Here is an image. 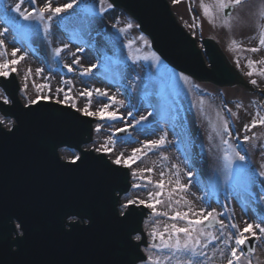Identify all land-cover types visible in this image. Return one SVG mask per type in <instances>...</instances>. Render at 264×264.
<instances>
[{
    "label": "rangeland",
    "instance_id": "obj_1",
    "mask_svg": "<svg viewBox=\"0 0 264 264\" xmlns=\"http://www.w3.org/2000/svg\"><path fill=\"white\" fill-rule=\"evenodd\" d=\"M167 1L178 22L199 42L203 37L216 40L231 63L258 92H253L254 90L249 92L245 87L217 88L211 84H199L189 77L185 81L183 79L185 75L181 76V73L170 68L163 60L160 59L158 62L152 58L151 54L154 51L151 42L144 34L148 43L139 39L142 34L139 27L124 32L118 30L124 28L129 19L134 25L138 24L123 10L108 8L110 4L108 0H105L103 5L107 9L103 13L99 12L101 7L99 0H85V4L90 7L94 5L91 14L82 11L84 8L82 4L62 13V19L54 17L47 35L44 34L42 26L39 31L33 32L17 29L6 22L5 11L8 17H16L21 25L31 23L24 21L14 11L20 0H0V31L7 29L5 35L0 37L7 47V54L0 55V62L14 59L11 56L13 48L20 49L16 58L27 53L25 58L15 65L17 71L14 72L19 80L21 88L19 96L23 105H29L30 100L41 98L70 105L83 115L85 114L82 109L89 104V100L91 111H97L102 105H109L107 112H116L119 118L110 120L107 113L105 119L90 116L96 119L93 142L84 149L104 153L112 164L129 169L132 187L129 194L122 198V204L136 198L151 202L148 193H155L158 189L147 180H141L140 176H151L152 180L156 181L161 179L160 173L164 172L165 193L160 197L164 203L157 205V210L166 211L170 216L174 209L187 211L182 197L191 202L194 210L216 209L219 213L218 218L223 220L228 228L208 230L217 234L225 232L221 241H214L213 244L217 249H223L227 256L229 251L222 240L226 238L227 231L235 234L236 229L230 227L232 224H238L243 228L245 222L253 225L264 222V177L259 175L260 171H264V125L258 124L250 130L244 127L257 118V113L264 117V96L259 92L264 90V76L259 75V70L264 69V64L258 63L257 72L252 76L247 75L252 71L248 66L249 60H264V48L257 52L249 51L251 48L259 47L257 26L264 24V18L258 14L262 0H244L241 5L232 8L230 16L239 19L232 21L231 28L223 25V13H217L215 22H211L204 15L201 0ZM203 2L211 3L212 0ZM51 3L53 7H57L70 3V0H51ZM43 4L44 0H37L35 6ZM32 6L29 0H24L22 10H30ZM233 39L240 43V48L231 46L230 42ZM130 41H134L131 46ZM65 44L68 45L67 48H63ZM84 44L95 48L98 56L97 64L94 63L96 67L88 74H84V69L92 64L83 61ZM56 48L63 49L59 56L54 52ZM2 51L3 49H0V52ZM146 56L148 59H144ZM77 59L79 64L74 62ZM68 65L71 66V71ZM28 69L32 70L31 74H28ZM37 69L42 71L37 72ZM252 80H256L257 83L252 84ZM37 85L47 87L38 91ZM96 89L106 91L107 95H98ZM85 90L92 92L90 98L81 95ZM65 96L68 97L67 100ZM113 96L123 104L113 103L110 99ZM2 97L6 95L0 88V100L4 101ZM7 100L9 101L8 98ZM238 104H242V107H237ZM129 112L132 113L131 116L128 115ZM230 115L236 123V132L230 126ZM141 116L147 119L137 124L136 121L140 120ZM224 121L228 122L230 136L224 130ZM0 122L7 129L15 124L13 119L3 117L1 114ZM98 125L100 131H97ZM119 129L128 130V137L115 138V133H118ZM164 132H167L168 141L164 146L152 150L143 149L147 154L135 162L129 161L130 167L124 163H115L118 157L123 160L131 156L133 149L142 148L143 142L156 140ZM245 135L253 139L244 141ZM237 138L240 140L236 143ZM224 140H228L240 155L246 157L245 161H235L230 176L224 167L223 154L228 148ZM105 145L111 150H102ZM60 156L63 161H72L79 154L65 148L60 150ZM177 165L178 176L175 167ZM146 168L154 170L151 173L143 172L142 170ZM188 172L194 174L191 179ZM177 179L182 184H190V187L185 192L177 189L173 193V198L174 201L181 200V203L173 202L170 205L167 191L175 187ZM169 180L173 182L171 185L167 183ZM139 205L141 206L139 203L136 204ZM146 208L150 214L144 222L143 229L148 237L149 248L153 225H157L163 231L164 225L173 221L168 217L154 216L152 210ZM176 223L183 226L185 222ZM260 236L261 239L256 240L257 252L253 256V264H257V260L264 264V234ZM156 241L159 243L158 239ZM206 251L208 259L198 258L203 264L210 262L226 264V260L220 258L218 251L216 257H212L211 245ZM144 253L146 256L152 254L161 257L169 254L167 249H150V253L145 251ZM170 264H175V260Z\"/></svg>",
    "mask_w": 264,
    "mask_h": 264
},
{
    "label": "water",
    "instance_id": "obj_2",
    "mask_svg": "<svg viewBox=\"0 0 264 264\" xmlns=\"http://www.w3.org/2000/svg\"><path fill=\"white\" fill-rule=\"evenodd\" d=\"M110 2L139 23L154 50L178 71L219 87H249L210 38L202 41L207 67L196 40L178 24L166 0ZM230 13L231 8L225 9L224 16ZM15 83V76L1 80L13 105L0 102V111L15 118L18 126L12 133L0 129V264L141 262L145 210L131 208V216L119 217L118 202L130 189L128 171L112 166L104 155L82 150L92 140L93 120L48 103L22 109ZM65 146L82 153L79 167H61L58 149ZM74 215L87 218L90 225L67 224ZM14 220L20 223L22 237ZM138 233L143 240L133 244L129 234Z\"/></svg>",
    "mask_w": 264,
    "mask_h": 264
},
{
    "label": "snow or ice",
    "instance_id": "obj_3",
    "mask_svg": "<svg viewBox=\"0 0 264 264\" xmlns=\"http://www.w3.org/2000/svg\"><path fill=\"white\" fill-rule=\"evenodd\" d=\"M29 2L33 5L30 10L29 9H23L22 10V4L24 3V0H20V3H17L15 5L14 11L19 14V16L24 21H29L31 23L26 25H21L19 20L16 19V17H8L7 11H5V18L6 22L14 25L17 29H24L28 31H39L41 26L43 28V32L45 35H47L51 29V21L54 17L63 18L61 16L62 13H66L69 9H73L74 7H79L80 5H84V8L82 11L88 12L89 14L92 13L94 5L91 7L87 4H85V0H70V3L53 7L51 0H44L43 6H35L37 3V0H29ZM174 2H179V0H174ZM244 2V0H212L211 3H204L203 0H201V6L204 11V15L209 18L211 22H215V17L217 13H223L225 9L228 8H235L239 5H241ZM105 3V0H99V4L101 7L99 8V12L103 13L107 9L103 7ZM114 5L108 4V8H112ZM259 16L261 18H264V0H262L261 6L259 8ZM234 19H239V17H232L225 15L223 17V25L227 26L229 28L232 27V21ZM133 27H139V25H134L132 21L129 19V21L126 23L124 28L118 29L120 32H124L127 29H132ZM258 30H259V47H254L249 49V51L257 52L260 50V48H264V24H258ZM7 32V29L4 31H0V37L4 36ZM142 41H144L146 44L148 43L147 38L141 34L139 37ZM14 40H16V37H14ZM134 43V41L129 42V46ZM231 46L234 48H240L241 45L238 41L235 39L231 40ZM68 45H63V48H67ZM0 49H3L2 52H0V55H6L7 54V47L5 45V41L3 39H0ZM63 49L62 48H56L54 49V52L57 56L61 53ZM82 49H78V51H81ZM20 52L19 48H13L11 52V56L14 57V59L6 60L3 62H0V76L8 77L11 72H16L17 68L15 65H17L21 60L25 58L27 53H24L20 55L18 58L17 53ZM152 58L156 61H160V57L153 52L151 54ZM144 59H148V57H144ZM76 64H79V59L74 61ZM258 63L264 64V60L261 61H248V66L252 69V71H249L247 75L252 76L255 72H257L256 65ZM11 66V67H10ZM69 68V71L72 70L71 66H67ZM96 67V65H91L89 68L84 69V74H88L92 71V68ZM31 69H28V74H31ZM42 69H37V72H41ZM183 76V74H180ZM259 75L264 76V69L259 70ZM183 79L187 81L189 78L187 76H183ZM25 80H27V74L25 75ZM252 84H256V80L251 81ZM37 90L39 91L43 87H47V85H37ZM25 88H27V84H25ZM95 92L100 96H106L107 92L102 91L100 89H96ZM81 95H86L89 98L92 96V92L85 90L81 93ZM4 99L5 103H8L7 97H2ZM68 97L65 96V100H67ZM113 103H120L123 104L122 101H117L116 97L110 98ZM30 104L37 103V100H30ZM90 103L85 106L82 111L85 115L88 116H98L101 119H105V113H107V118L110 120H117L118 114L116 112H107L109 105H102L97 111H91L90 110ZM201 103H203V100H201ZM75 106V105H73ZM237 107H242V104H238ZM230 111V110H229ZM129 116L132 115L131 112L128 113ZM151 115V113H149ZM219 115V113H218ZM232 115H236V113H232ZM147 117L141 116L140 120H137L136 123L139 124L141 121L146 120ZM258 124L264 125V117H260L259 113H257V118H254L250 124L245 125L246 130H250L252 128H255ZM224 130L228 133V135H231V130L228 128V122H223ZM125 129H119V131H124ZM97 131H100V126H97ZM211 139V137H209ZM244 141H250L253 139V137L244 136ZM167 132H164L158 139L151 140V141H145L143 142L142 148L133 149L131 156L121 159L118 157L115 160L116 164L124 163L131 166L129 161L135 162L136 160L141 159L143 155H146L147 153L143 151V149L152 150L154 148H159L164 146L167 143ZM224 144L228 146L227 150L224 151L223 154V160L225 161V169L228 173V175H231L232 166L235 163L236 160L239 161H245L246 157L244 155H240L238 151H236V148L228 141L224 140ZM104 151H110L111 149L105 145L103 146ZM245 152L247 149H243ZM140 153V155H137ZM121 156H123V153H121ZM167 157H165L166 159ZM80 157L76 156L71 161L72 163H76V161H79ZM177 168V176L179 175V166H175ZM154 169L152 168H146L142 170L143 172L151 173ZM189 178L191 179L194 175L192 172L187 173ZM133 175H136V173H133ZM259 175L261 177H264V171H260ZM161 179L153 181L151 176H140L141 180H147L148 183L154 184L155 188L158 189L155 193L149 192L148 198L151 202H146L143 199H129L126 203L121 205L122 211L119 213V215L123 216L125 219H127L129 216L132 215V212L129 210L130 206H134L137 203L141 205H146V207L150 208L152 210V214L154 216H164L168 217L169 220L173 221V223L164 225L163 231L159 229L157 225H153L152 231L150 233L152 237V242L150 243L149 248L145 249V252L150 253V249H159V250H168L169 254L164 255L161 257L160 255H147L146 258H141V264H170L172 260H175V264H203V261L198 258L208 259V252L206 251L209 249L210 245L213 248L212 251V257H216L217 251L219 252V256L222 260H226V264H253V256L257 252V248L255 246H252L250 242L252 240H259L261 239L260 234H264V222L257 223L253 225V223L245 222V226L243 228H240L238 224H232L230 227L232 229H236L235 234L231 231L226 232V238L222 240V243L226 248H228L229 255H225V252L223 249H217L216 246L213 244L214 241H221V237L225 235V232H221L220 234H217L216 232L209 231L208 229L211 227H214L215 225H219V228L222 230H226L228 226L225 225L223 220H220L219 213L216 209H212L211 211H208L205 208H200L198 210H194L192 207V204L190 201H188L185 198H181L183 204L187 207V211H180L177 209L173 210V214L170 216L168 212L164 211H158L157 205L163 204L164 201L160 199L161 196L165 193V184L166 181L164 179L165 173H160ZM169 185H171L172 181H167ZM142 185H134V187H141ZM190 187V184H182L179 179L175 181V187L170 188L167 191V197L168 202L171 205L173 202L175 204H180L181 200H175L173 198V193L179 189L181 192H185ZM176 221H184L183 226H178V223ZM207 223V227H205V224ZM130 235V242L132 240L134 241H141L142 236L137 234L135 236ZM159 240V243H156V240ZM211 264V262H210ZM257 264H260L259 260H257Z\"/></svg>",
    "mask_w": 264,
    "mask_h": 264
},
{
    "label": "bare ground",
    "instance_id": "obj_4",
    "mask_svg": "<svg viewBox=\"0 0 264 264\" xmlns=\"http://www.w3.org/2000/svg\"><path fill=\"white\" fill-rule=\"evenodd\" d=\"M10 1H12V0H10ZM80 45H81V43H80ZM82 49H85L83 51L84 52V54H83V56H84L83 61L84 62H87L88 61L89 64H92V65H94V63L97 64L98 56H97V53H95L96 52L95 48L94 49L93 48H90L89 45L84 44ZM79 208H82V207L81 206H78V209Z\"/></svg>",
    "mask_w": 264,
    "mask_h": 264
}]
</instances>
